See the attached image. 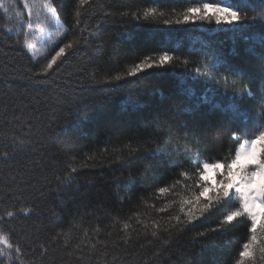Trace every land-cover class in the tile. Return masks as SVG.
I'll list each match as a JSON object with an SVG mask.
<instances>
[{
    "label": "trees",
    "instance_id": "1",
    "mask_svg": "<svg viewBox=\"0 0 264 264\" xmlns=\"http://www.w3.org/2000/svg\"><path fill=\"white\" fill-rule=\"evenodd\" d=\"M200 2L49 0L63 28L56 46L74 49L44 73L45 56L23 47L24 2L0 0V235L11 245L0 244V264H235L250 221H220L238 199L192 223L183 202L199 192L192 161L230 158L243 142L233 137L264 120V25L176 24ZM161 49L171 66L115 81ZM37 167L48 195L33 205L17 189ZM259 225L247 264H264Z\"/></svg>",
    "mask_w": 264,
    "mask_h": 264
},
{
    "label": "snow or ice",
    "instance_id": "2",
    "mask_svg": "<svg viewBox=\"0 0 264 264\" xmlns=\"http://www.w3.org/2000/svg\"><path fill=\"white\" fill-rule=\"evenodd\" d=\"M88 0H79L80 5H85ZM2 6V5H0ZM44 6L50 7L49 0H44ZM27 8L28 5L25 4ZM7 11V9H5ZM253 11L257 14L248 16L247 12ZM19 15V14H17ZM53 17L55 13L51 14ZM146 16L151 13L146 12ZM79 19V12L77 13ZM214 21L216 25L227 24L233 26L235 30L242 32L241 25L244 22H248L250 25L262 24L264 25V0H260L259 5L256 8H244L241 6H222L218 0L212 2H201L198 6L188 7L183 12V19H177L176 24H187L189 22L195 23L197 21ZM248 39V37H244ZM83 39V37H81ZM264 43V41H262ZM54 46L51 51L55 54L48 59L47 56L43 59L47 60L46 67L43 72L47 73L53 69V66L57 64V61L66 56L67 50L74 49L72 43H67L62 47H58L56 50ZM71 55V53H67ZM173 56L169 54V50L161 49L158 59H153L152 55L145 56L141 61L134 63V65L127 71L126 76L117 74L115 81L135 77L145 69L152 68H165L171 66ZM229 71L232 69L229 68ZM199 73V70H197ZM248 95H251L249 92ZM264 96V91H262ZM203 103L211 104V100L207 97L201 98ZM212 107L219 109V104H212ZM233 117H230V122H236V117L241 115L236 112L233 107ZM261 117H264V111L260 113ZM243 138V142L236 148L234 155L230 158H226L224 161H203L199 160V156L192 161L193 166L196 168V172L193 175L196 177V187L199 192L194 195V199L185 200L183 203L190 206L192 211L187 213L188 223H192L193 219H199V216L195 215L196 211L203 214L206 211H211L214 207L217 209L223 207L229 202H235L238 199V207L230 210L227 214L222 216L220 221L221 225L231 224L234 220L240 217H246L250 221V227L248 231L251 233L250 239L243 243L242 251L238 253V259L235 264H247L246 258H249L253 249L257 246L258 229L257 221L260 219L259 232L264 233V120H256L253 126V134L249 137L248 128L245 126L241 135H235L234 141H240ZM224 169L220 172V169ZM76 171L75 168L72 169ZM215 172L218 176L215 185L209 183L208 173ZM181 175L187 176V171H182ZM70 182V181H69ZM166 188L160 189L161 192L166 191ZM203 198V201H202ZM202 205V206H201ZM259 208V211H257ZM27 215L26 210H22ZM183 211V209H182ZM15 215L14 212L8 211L7 217L11 218ZM4 217H0L3 220ZM212 229V231H217ZM155 235V233H153ZM259 250L264 254V236H260ZM0 244H4L6 247L11 248L8 243V238L0 235ZM19 251V249H17ZM3 251H0V256H3Z\"/></svg>",
    "mask_w": 264,
    "mask_h": 264
},
{
    "label": "rangeland",
    "instance_id": "3",
    "mask_svg": "<svg viewBox=\"0 0 264 264\" xmlns=\"http://www.w3.org/2000/svg\"><path fill=\"white\" fill-rule=\"evenodd\" d=\"M22 1L24 7L25 4L28 5L27 8L25 7L27 18H33V24L29 26L30 28L27 26L28 30L23 47L28 48V51L36 58L46 56L49 50L56 46L63 28L56 14L54 17L51 15L54 12L52 8L44 6V0ZM44 171L43 167L27 171L25 183L17 189L19 200H28L35 205L48 195V190L44 188L47 183L43 182L42 179L45 174ZM208 175L210 176V174ZM43 207L46 208L45 205Z\"/></svg>",
    "mask_w": 264,
    "mask_h": 264
}]
</instances>
